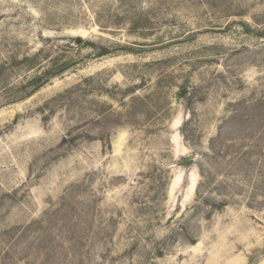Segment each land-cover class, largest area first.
Returning <instances> with one entry per match:
<instances>
[{
  "label": "rangeland",
  "instance_id": "1",
  "mask_svg": "<svg viewBox=\"0 0 264 264\" xmlns=\"http://www.w3.org/2000/svg\"><path fill=\"white\" fill-rule=\"evenodd\" d=\"M0 264H264V0H0Z\"/></svg>",
  "mask_w": 264,
  "mask_h": 264
},
{
  "label": "water",
  "instance_id": "2",
  "mask_svg": "<svg viewBox=\"0 0 264 264\" xmlns=\"http://www.w3.org/2000/svg\"><path fill=\"white\" fill-rule=\"evenodd\" d=\"M82 40H83L82 37L77 36V37L75 38L74 42H75L76 45H79V44H81ZM195 161H196L195 158H190V159H186V160L180 161V162H178L176 165H177L178 167H181V168H186V167H187V168H189V169H192V168H194L195 165H196V164H195Z\"/></svg>",
  "mask_w": 264,
  "mask_h": 264
},
{
  "label": "trees",
  "instance_id": "3",
  "mask_svg": "<svg viewBox=\"0 0 264 264\" xmlns=\"http://www.w3.org/2000/svg\"><path fill=\"white\" fill-rule=\"evenodd\" d=\"M65 142H67V141L65 140Z\"/></svg>",
  "mask_w": 264,
  "mask_h": 264
}]
</instances>
